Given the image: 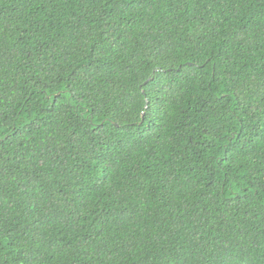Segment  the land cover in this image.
I'll return each instance as SVG.
<instances>
[{"label": "trees", "instance_id": "16d2710c", "mask_svg": "<svg viewBox=\"0 0 264 264\" xmlns=\"http://www.w3.org/2000/svg\"><path fill=\"white\" fill-rule=\"evenodd\" d=\"M0 264H264V0H0Z\"/></svg>", "mask_w": 264, "mask_h": 264}, {"label": "snow or ice", "instance_id": "6c2138e0", "mask_svg": "<svg viewBox=\"0 0 264 264\" xmlns=\"http://www.w3.org/2000/svg\"><path fill=\"white\" fill-rule=\"evenodd\" d=\"M150 107H151V105L149 104V105H148V108H145V109H144V114H145V116L148 115V111H149Z\"/></svg>", "mask_w": 264, "mask_h": 264}, {"label": "water", "instance_id": "95a60500", "mask_svg": "<svg viewBox=\"0 0 264 264\" xmlns=\"http://www.w3.org/2000/svg\"><path fill=\"white\" fill-rule=\"evenodd\" d=\"M144 114V113H143ZM144 116V115H143Z\"/></svg>", "mask_w": 264, "mask_h": 264}]
</instances>
